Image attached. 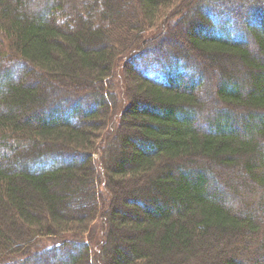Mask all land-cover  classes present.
Wrapping results in <instances>:
<instances>
[{"label": "trees", "instance_id": "trees-1", "mask_svg": "<svg viewBox=\"0 0 264 264\" xmlns=\"http://www.w3.org/2000/svg\"><path fill=\"white\" fill-rule=\"evenodd\" d=\"M192 260L264 264V0H0V264Z\"/></svg>", "mask_w": 264, "mask_h": 264}, {"label": "rangeland", "instance_id": "rangeland-1", "mask_svg": "<svg viewBox=\"0 0 264 264\" xmlns=\"http://www.w3.org/2000/svg\"><path fill=\"white\" fill-rule=\"evenodd\" d=\"M135 1V0H134ZM119 4H121V6H122V10L123 11H127V13H129V12H134L136 9H138L134 4H135V2H133V4H129V9H128V7H127V5L128 4H124L122 1H120V3ZM132 10V11H131ZM64 20H72V16L71 17H69V16H65V18H61V21H64ZM160 20V18H157L155 21H152V23H151V25L152 26H154V25H156L157 24V22ZM154 24V25H153ZM144 25V24H143ZM150 25V26H151ZM168 27L170 28L169 29V34H168V36H170V37H173V38H175L176 37V39H182L183 38V31L181 30V28H179V27H177L176 25H174V23L172 22L171 23V21H168ZM159 27H157L156 29H153V30H151L150 32H148L147 34V36L150 38H152V37H154L156 34H158V32H159ZM137 36V35H136ZM138 37V36H137ZM7 44H5V46H6ZM5 46H4V48H1V50H3V49H5L4 51L5 52H7L6 50H8L9 51V49L8 48H5ZM8 53V52H7ZM118 70H120V68H118ZM118 70H116V71H118ZM117 76H119L120 77V74L119 73H117ZM112 83H113V87L115 86L116 87V91L117 92H119L118 93V95H119V97H115V98H117L118 99V101L120 102L121 101V104H123V103H125V99H123V97H124V95H123V92L121 93L120 91H119V85H118V83H119V81H118V77L116 78V77H114V79H112ZM42 86H45V84L44 85H42ZM210 86H212V85H209V87L208 88H206L205 89V95H204V100H205V102L207 103V110L209 111V112H212V113H215V109L217 108V107H219L218 106V103L217 104H215L216 103V101H215V99H214V97H213V92L210 90ZM211 89H212V87H211ZM118 114L114 117V118H112L111 120L112 121H108V127L106 128V130L103 132V134H104V136H103V138L104 139H106L107 137H109L110 135H111V133H112V130H113V125H115V122H117V119H118ZM99 159V158H98ZM255 199H257V197H254L253 198V200H255ZM241 205V204H240ZM72 208H74V207H72ZM100 219H97L96 220V222L94 223V225L92 226V230L91 231H89V233H86L85 235H84V237H85V239L86 240H88V238H89V243H90V248L92 249L91 251H92V253H93V259L95 260V262H97V263H99V261H101V257H100V255H99V251H100V247L102 246V242L100 241V239H101V236H102V234H103V225H104V223H103V221H99ZM43 241H42V244H41V249H44V248H47V247H49V246H52L53 244H55V241H57L56 239H53V238H44V239H42ZM102 250V249H101ZM99 255V256H98ZM63 260V259H62ZM212 261H214L213 259H212ZM190 263H192V264H197V260H192V261H190ZM187 264H188V262H187Z\"/></svg>", "mask_w": 264, "mask_h": 264}]
</instances>
